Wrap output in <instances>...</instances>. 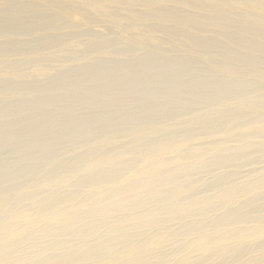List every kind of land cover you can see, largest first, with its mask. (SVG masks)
Instances as JSON below:
<instances>
[{"label": "bare ground", "instance_id": "6f19581e", "mask_svg": "<svg viewBox=\"0 0 264 264\" xmlns=\"http://www.w3.org/2000/svg\"><path fill=\"white\" fill-rule=\"evenodd\" d=\"M227 1L196 0V6L207 8L206 20L214 21L213 23L190 27L186 22H171L162 29L172 32L190 29L192 31L190 40L198 47L223 57L235 55L241 59L245 57L261 62L260 68L246 75L238 71L228 72V75L224 76L228 82L216 86L210 85V88L202 89L201 92H204L202 95H198L196 93L198 87L205 81L204 74L199 75L198 72V80L195 83L185 85L180 82L191 78L188 76L195 72L192 70L193 67L186 72L184 71L186 68L183 66V71H179L180 74L176 71L179 75L166 72L161 74L157 72V69L165 67L166 64L162 65V62L152 66L139 60V62L134 60L135 63L133 61L123 62L120 59L113 60V57L114 59L126 57V53L129 52H139L149 56L170 53V48L162 45L164 42L160 45H152V41L139 38L140 32L149 29L161 30L159 29L160 16L151 11L165 12L168 9L169 12H172L174 9H181L180 4L183 2L181 0H0V46H22L16 52L5 53L12 58L17 56L26 58V60L31 58L40 59L37 61L53 62L54 57H61L60 55L70 50V45L60 47L58 42L61 37L53 34L44 35V33L62 29L60 22L66 21V19L61 10L72 6L93 9L96 13H87L96 17L98 21L96 23L102 25H105L110 16H120L125 21V26L130 27L134 32L130 36L135 47H132L134 50L130 51L120 46L127 34L125 28H120L118 31L108 29L105 35H98L94 32L84 33L82 35L84 37L99 39V41L96 40L97 42H91L90 47L96 48L108 44H116L120 47L107 52L100 48L95 49V51L101 50V52L87 58L86 60L91 62L89 64L81 63L84 60L79 63L77 59L76 61L70 60L69 65H57L52 69L49 67L50 69H47L45 75L50 76L52 73L53 76L46 81L47 83L61 75L73 76L82 73L84 77L97 72H105V70L110 71L114 77L119 71H123L120 69L121 65L130 64L133 73L139 72L140 69L147 72L156 70L157 77L161 79L159 85L162 89L164 91L171 89L176 94V99L167 103L168 105L173 103L172 109L163 107L159 111L153 110L152 112L141 110L142 103L150 102L147 100V95L139 94L140 96L134 102V99L130 98L132 103L127 104L130 108L123 105L125 108L122 110L126 118L125 121L129 122L127 126L119 128L118 131L100 134L101 137L97 139L86 136L90 131L95 130L94 124L97 122H88L81 132L73 131L78 127L71 122L66 123L67 120H64L66 122H63L64 124L61 122L63 125L60 130L62 128L72 130L75 135L73 138L78 140L84 138V142L87 141V145L81 141L83 146H88L86 151L99 154L88 157L80 153L75 158L76 161L71 162L55 174L49 172L51 169L48 166L42 167V169H36V167L29 170H18L11 176L4 177L3 184L8 185L2 186V182H0V186L3 187H0V264H50V261H54V264H215L218 259L224 263L230 256L232 248L249 247L250 241L264 239V173L257 177L258 179L243 180V162H257L264 157V69L262 68L264 65V6L250 5V2L262 1L264 3V0H250L248 9H243V5L241 8L227 9L223 5ZM66 3L71 5H65ZM155 7L158 8L155 9ZM190 13L196 15L199 12L192 10ZM134 14L144 15L150 19L141 23L140 29L135 28L132 26L137 25ZM83 27L81 25L82 30ZM161 39H163L162 36ZM222 40L232 43L235 48L225 45ZM145 41H147L146 44H144ZM106 57L112 60H106ZM44 58L45 60H42ZM173 58L180 67L182 66L180 63H184L185 60L192 61L197 65L193 61L194 58L187 54ZM131 59L133 60V58ZM168 60L165 62L171 64ZM131 67L129 68L131 69ZM211 67L213 68V66ZM203 69L208 70L210 75L220 76L208 68ZM82 74H80L81 82L75 81L69 87H82L87 94L93 96L103 97L105 94L103 91H106L105 87L111 86L114 88L113 90H118L121 87L126 91H135L144 85L143 81L130 83L128 82L130 78L126 81L127 79L119 78V75L112 82V79H106V77L105 79L84 77V81ZM96 75L98 76V74ZM58 80L60 79L58 78ZM178 80L181 84L176 83ZM0 82L4 83L0 85V92L6 93L7 91L23 90L35 93L49 92L55 85L21 83L9 85L7 84L9 81L1 80ZM6 84L9 85L7 90H5ZM97 84L102 85L98 86L103 89L96 90L94 87ZM144 86L148 87V85ZM135 93L133 94L132 91L131 94L135 95ZM153 93L155 92L151 94ZM172 94L174 93L172 92ZM168 95L170 96V93ZM41 97L44 99L45 94L38 95L33 100L31 99L32 101L21 104L9 102L10 100L5 101L4 98L0 99V102L3 104L6 114L7 112H17L18 115L24 112L32 114L39 109L47 113L53 112L60 110L63 106V104L61 106L59 97L43 101H41ZM75 99L73 98V101ZM77 99L79 103L88 101L83 97ZM114 100L112 101L110 97V105H117ZM70 101L72 100L70 99ZM117 101L119 102V100ZM99 102L97 101L96 104ZM86 103L87 105L91 104V101ZM226 104L228 108H225ZM54 113L50 116H53ZM143 113H148V117L145 115L147 123L139 125L137 122L136 124L134 121L139 120V115H143ZM36 114L34 115L36 116ZM97 114L99 115V112ZM132 115L131 119L127 118ZM118 116L116 115L117 118ZM4 117L6 116L0 115V127L4 128L0 133V147L5 141L8 144L15 142L17 146L23 145L25 149L37 146V150L41 144H45L49 148L52 147L54 135L41 133V126L37 122H32L27 117L23 121L29 122L30 128H34L39 133L38 138L28 139V136H25L28 131L22 130L21 126L19 129L25 132V134L22 133V136L25 137L16 139L15 132L12 131V134L10 131L12 124L8 121L9 118L4 120ZM140 118L143 119V117ZM114 119L112 120L114 121ZM142 119L141 121H143ZM43 120L49 122L50 119L43 118ZM12 121L15 122V120ZM25 123L23 124L25 125ZM60 130L53 133L60 132ZM49 131H51L50 128ZM66 137L68 138V136ZM6 142L4 145L7 144ZM80 144L79 146H81ZM14 146L13 143V149L16 147ZM72 147H74L73 144ZM115 147L119 149L113 152L112 148ZM4 149L6 150V148ZM247 152H253L254 156L247 157ZM20 157L17 160L21 161L25 158V156L22 159ZM3 159L7 161L9 158ZM17 160L16 162H18ZM12 161L11 163H13ZM225 167H231L232 170L223 175L218 174L217 170ZM3 168H5L4 162L0 163V170ZM120 169H129L130 171H125L127 173L122 174L119 173ZM251 169H247L245 172L250 173ZM205 173L213 174V176L208 182L201 183L199 177ZM30 175H33L30 183L23 186L12 184L16 180H24ZM75 179L90 189L85 194L82 193V190L81 193L79 190H69L65 194H57V188L61 187L62 189V187L69 186ZM209 188H212L210 190H214L215 193H204ZM202 192L204 194L199 195ZM39 194L46 196L40 200L37 198ZM22 203L26 207L21 205ZM169 220L183 223V227L174 230L166 225ZM251 221L253 225H249ZM101 228H105L104 236L100 237L102 239L99 242L96 241V244H89L88 240L98 236ZM146 230L150 231V234L144 236ZM45 240H49V243L45 244L43 242ZM167 247L170 248L169 251L165 250L166 252H164L163 249ZM253 249H257L259 252L252 262L264 264V255L260 251L264 249V241L253 246ZM189 260H194V262L191 263Z\"/></svg>", "mask_w": 264, "mask_h": 264}, {"label": "rangeland", "instance_id": "374dc122", "mask_svg": "<svg viewBox=\"0 0 264 264\" xmlns=\"http://www.w3.org/2000/svg\"><path fill=\"white\" fill-rule=\"evenodd\" d=\"M77 1H79V0H77ZM181 1H183V2H181V4H180V8L181 9H174V10H172V12H169L168 11V9H167V11H165V12H160V11H158L157 10V12H155V11H151L152 13H155V14H157V15H159L160 16V23H159V29H161V30H154V29H149V30H146V31H141L140 33H141V36L139 37V38H141V39H143V40H147V41H152V45H160L162 42H164V43H162V45L164 46V47H169L170 48V53H160V54H152L151 56H149L148 54H141V53H139V52H129V53H126V57H116V59H114V57H113V60H118V59H120L121 61H123V62H128V61H133V63H135V61H137V62H139V61H145L146 63H148V65H154V64H157V63H160V62H162V65L163 64H166L165 65V67H163L162 69H157V72L158 73H161V74H163V73H170V74H174V75H179L180 73H179V71H183V66H184V68H186V69H184V71H189V69H192L191 67H193V71H195L194 73H192L191 75H189L188 76V78L189 77H191L190 79H188V80H186V81H184V82H182V81H180L182 84H185V85H189L190 83H195V82H197V78H198V75H197V73L199 74V75H201V74H204L206 77H205V81L203 82V83H201L200 85H199V87H198V90H197V94L198 95H202L204 92H201L202 91V89H204V88H210L211 86H216V85H221L222 83H226V82H228V80L224 77V76H227L228 75V72H230V71H234V72H241V73H243V75H246L247 73H249V72H252V71H256L258 68H260V66H261V62H258V61H256L255 59H253V60H250V59H247V58H245V57H243V59H241L240 57H237V56H235V55H231V56H225V57H223V56H220L219 54H217V53H214V52H210V51H208L207 49H204V48H201V47H198V46H196V45H194L193 44V42L190 40V37H191V35H192V31L190 30V29H183V30H181V31H175V32H172V31H168V30H162V29H164V27H166L167 26V24H169V23H171V22H174V23H178V22H180V21H182V22H186V23H188V25L190 26V27H193V26H202V25H206V24H209V23H213L214 21H210V20H206V16H205V14L207 13L206 12V10H207V8L206 7H203V6H196V4H197V2H196V0H181ZM250 0H228L227 1V3H225V4H223L227 9H230V8H241V5H243L242 7H243V9H248V7H250V5H259V6H264V3L262 2V1H253V2H250V5L248 4V2H249ZM184 4V5H183ZM249 6H248V5ZM65 5H71L70 3H66ZM103 6V5H102ZM158 7H155V9H157ZM192 10H196L197 12H199L198 14H196V15H194L193 13H190V11H192ZM62 11V13H63V16L65 17V19H66V21H61L60 23H61V28L62 29H60V30H58V31H56V32H47V33H44V35H48V34H53V35H55V36H58V37H61V40L58 42L59 44H60V47H63L64 45H70V50H68L66 53H64L63 55H60L61 57H54V61L53 62H49V61H37V60H40V59H29V60H26V58H24L23 59V57H17V56H14L13 58H12V56H9V55H5V53H7L8 51H14V52H16V51H18V48H20V47H22V46H0V81L1 80H3V81H9L7 84H9V85H11V84H13V83H21V84H33V85H41V84H43V85H46V86H48V85H50V86H52V85H54L53 87H52V89H50L51 91H49V92H39V93H35V92H31V91H29V90H23V91H7V93L6 92H0V99H5V101H9V102H15V103H26V102H29V101H32L36 96H38V95H44L45 94V97H44V99L46 100V99H50V98H58L59 97V99L61 100V106H62V104H63V106L61 107V109L60 110H57V111H53V112H55L54 114H53V116H50V115H52V111H49L48 113L47 112H45V111H43V110H37V111H35L36 113H41V114H36L35 112H33L34 114H36V116L32 113V114H30L29 112H24V113H20L19 115H18V113L16 112V113H13V112H7V114H6V111H4V106H3V104H1V102H0V115H4V116H6V117H4L3 119L4 120H8V118H9V122L12 124L10 127L12 128V129H10V131H11V133L13 134V132H15L14 133V136L16 137V139H20L21 137L23 138V137H25V136H28L27 138L28 139H36V138H38L39 137V133L38 132H36V130L33 128H30V124H29V122H27V121H25V122H23L24 121V118H29L30 119V121H34V122H37L40 126H41V133H48V134H53L54 135V140H53V144H52V147L51 148H49L47 145H45V144H41V145H39L38 146V148H37V150L40 148V150L39 151H37L36 150V147L37 146H34V148L33 147H31L30 149L28 148V149H25L24 147H23V145H21V146H17L16 145V143L15 142H10L9 144L7 143L6 145H4L5 144V142L2 144V146L0 147V163H5V168H3L2 170H0V182H2L1 183V185L2 186H5V185H8V184H3L4 183V181H3V179H4V177L6 178V177H9V176H11L12 174H14L15 172H18V170H20V171H22L23 169H27V170H29V169H34V168H36V169H38V168H41L42 169V167H48L49 169H51V170H49V172L51 173H59L65 166H67V165H69L71 162H73V161H76V159L75 158H77V156L78 155H80V153H81V155L82 154H84V156H88V157H93V156H96V155H98L99 153L98 152H92V153H90L89 151H86L87 149H88V146H86L87 145V141H85L84 142V138H82V139H80V140H78L77 138H73L75 135L72 133V130H67V129H61L60 130V127L66 122V121H64V120H67V122L66 123H68V122H71L72 124H74L75 126H77L78 128H75L76 130H73V131H81L82 132V130H84L85 129V127H86V124L88 123V122H91V123H96V124H94L95 125V130H93V131H90L88 134H86V136H87V138H89V136L91 137V138H93V139H97V138H99V137H101V135L103 134H106V132L107 133H110V132H114V131H118V130H120L119 128H123V127H126L127 126V124L129 123L128 121H125L126 120V118H125V116L123 115L124 114V112L122 111V110H124V108L125 107H128V108H130V106H128V105H130L132 102V100H133V102L134 101H136L137 99H138V97L140 96L139 94H141V95H144V96H146V97H148V99L147 100H150V102L149 101H147V102H144V103H142L141 104V110L142 111H149V112H152L153 110L154 111H159L161 108H163V107H167V109L169 108V109H172L173 107H171L172 106V104H167L168 103V101H169V103H171L170 101H173L172 99H176V94H175V92L174 91H171V89H169L168 91L166 90V91H164L163 89H162V87H161V85H159L160 84V82H161V79L159 78V77H157V72H156V70L155 71H152V72H147L146 70H142V69H140V71L139 72H134L133 73V71H131V70H133L132 69V67H131V65L129 64V65H121L122 67H120V69H123V71H119L117 74H115L114 75V77H113V74L110 72V71H106L105 70V72L103 71V72H97L96 74H98V76L96 75V74H91L90 76H84V77H86V78H90V77H92V78H90V79H93V78H101V79H105V77H106V79H109L110 78V80H111V82L112 81H115V79L117 78V77H119V78H124L126 81H128L129 80V78H130V80L128 81V82H130V83H132V82H135V83H137L136 81H138V82H144V85H148V87H145L144 85H142L140 88H137V90L135 89V91L134 90H132L133 91V94L135 93V95H133V94H131L132 93V91L130 90V91H126L124 88H119L118 90L117 89H115V90H113L114 88L113 87H105V89H106V91L104 90L103 92H105V94H104V96L103 97H99V96H93V95H89V94H87V92H85L84 90H83V88L82 87H69V85L71 84V83H73V82H75V81H79V82H81V75L80 74H82V73H80V74H78V75H73V76H69L68 74H67V76L65 75V76H63V75H61V76H59L58 78L60 79V80H58V78L57 79H55V80H51V82L50 81H48V83L46 82L51 76H53V74L52 73H50V76H46L45 74L47 73V69L50 67L51 69L53 68V67H56L57 65H69V63H70V60H79V63L81 62V60H84L83 62H81V63H87V64H89V63H91L90 61H87L86 59L87 58H89V57H92L93 55H95V53H99V52H101V50L102 51H114V50H116L118 47H120V46H122V47H125V48H127L129 51L130 50H134V49H132V47H135V45H133V42H132V37L130 36V35H132L134 32H132V30L130 29V27H127V26H125V21H123V18L122 17H120V16H110V18H108L107 19V22L105 23V25H102V24H98V23H96V22H98L97 20H96V17H94L93 15H89L87 12H94V13H96L93 9H89V8H87V7H79V6H77V7H71V8H64L63 10H61ZM134 18L137 20V25H132L133 27H135V28H141L140 27V24L141 23H143V22H145V21H147L148 19H150L149 17H147V16H144V15H138V14H134ZM10 25H11V23H10ZM81 25H83L84 27V31L81 29ZM189 27V28H190ZM120 28H125L126 29V32L125 33H127L125 36H124V39H123V44H121L120 46H118V45H116V44H108V45H102V46H98V47H96V48H94V47H90V44H91V42H93V41H95V42H97L96 40H98L99 41V39H96L95 40V38H93L92 39V37H87V36H82L84 33L86 34V33H96V34H98V35H105V34H107V30L108 29H110V30H116V31H118V29H120ZM38 35V34H37ZM81 35V36H80ZM161 36L163 37V39H161ZM84 38V39H83ZM20 39V38H19ZM18 39V41L20 42L21 40H19ZM26 39H28V38H26ZM87 39V40H86ZM162 40V41H161ZM122 41V40H121ZM147 41H145L144 42V44H146V42ZM223 42H224V44L225 45H229L230 47H233V48H235L234 46H233V44L232 43H229L228 41H226V40H222ZM20 43H22V42H20ZM24 45V44H23ZM60 47H58V48H60ZM103 47V48H102ZM35 48V47H34ZM101 49V50H96L95 51V49ZM53 50V49H52ZM243 53H245L244 51H243ZM183 54H187L188 56H191V57H193L194 58V60L193 61H195V63L198 65H195L194 63H192V61H189V60H185V62L184 63H180L182 66L180 67V65H177L176 64V62L174 61V58L173 57H176V56H181V55H183ZM141 55V56H140ZM145 55H147V56H145ZM6 56V57H5ZM7 56H9V57H11V58H9V57H7ZM27 56V55H26ZM143 56V57H142ZM25 57V56H24ZM85 57V58H84ZM145 57V58H144ZM157 57V58H156ZM131 58H133V60L131 59ZM144 58V59H143ZM165 58V59H164ZM69 59V60H68ZM154 59V60H153ZM169 59V60H168ZM42 60H45V58L44 59H42ZM106 60H112V59H108V57H106ZM135 60V61H134ZM139 60V61H138ZM162 60V61H161ZM166 60H168V62H171V64H168L167 62H165ZM122 62V63H123ZM188 62V63H187ZM214 62H217V63H214ZM78 63V62H77ZM263 63V62H262ZM168 64V65H167ZM174 64H176V65H174ZM189 64V65H188ZM170 65V66H169ZM175 67H174V66ZM192 65V66H191ZM168 66H169V68H168ZM171 66H173V67H171ZM188 66V67H187ZM211 66H213V68L211 67ZM129 67H131V69L129 68ZM171 67V68H170ZM197 67V68H196ZM201 67V68H200ZM49 68V69H50ZM173 68H174V70H173ZM176 68V69H175ZM179 68H181L180 70H179ZM203 68H208L209 70H211L213 73H216L217 75H220V76H213V75H210V73L208 72V70H205V69H203ZM262 68L264 69V65H262ZM178 69V70H177ZM159 70V71H158ZM164 70H168V71H164ZM126 71V72H125ZM133 73V75H131L132 73ZM176 71H178V73L179 74H177V72ZM220 71H222V72H220ZM125 74H124V73ZM128 72H130V73H128ZM104 76H102V75ZM124 74V75H123ZM137 74V75H136ZM142 74V75H141ZM144 74V75H143ZM80 75V76H79ZM119 75V76H118ZM135 75V76H134ZM139 75V76H138ZM148 75V76H147ZM101 76V77H100ZM109 76V77H108ZM113 77V78H111V77ZM116 76V77H115ZM122 76V77H121ZM126 78H125V77ZM130 76H132V77H130ZM134 76V77H133ZM64 77V78H63ZM83 77V74H82V80H84L85 78ZM146 77V78H145ZM63 78V79H62ZM115 78V79H114ZM133 78V79H132ZM137 80H136V79ZM62 79V80H61ZM75 79V80H74ZM79 79V80H78ZM143 79V80H142ZM68 82H67V81ZM74 80V81H73ZM64 81V82H63ZM85 81V80H84ZM53 82V83H52ZM66 82V83H65ZM179 82V80L176 82V83H179V84H181ZM63 83H65V84H63ZM102 83V82H101ZM4 83L2 82H0V85H3ZM6 84V88H5V90H7L8 88L7 87H9V85H7ZM59 86H58V85ZM61 84H63V85H61ZM68 84V85H67ZM154 84V85H153ZM162 84V83H161ZM203 84V85H202ZM102 86V85H100V84H97L94 88H96V90H98V89H100V88H102V87H99V86ZM211 85V86H210ZM67 86V87H66ZM149 86H151L150 88H149ZM60 87H62V88H60ZM143 87V88H142ZM153 87V88H152ZM72 88V89H71ZM108 88H110V89H108ZM145 88V89H144ZM69 89V90H68ZM76 89V90H75ZM103 89V88H102ZM63 90H65V91H63ZM113 90V91H112ZM148 90H150V91H148ZM153 90V91H152ZM112 91V92H111ZM119 93H118V92ZM124 91V92H123ZM138 91V92H137ZM141 91V92H140ZM161 91V92H160ZM245 90L243 89V92H244ZM109 92V93H108ZM123 92V93H122ZM140 92V93H139ZM146 92V93H145ZM152 92H155V93H153V94H151ZM157 92V93H156ZM165 92H168V93H166L165 94ZM172 92L174 93V94H172ZM108 93V94H107ZM124 93H125V95H124ZM128 93V94H127ZM170 93V96L168 95ZM49 94H51V95H49ZM56 94V95H55ZM111 94H112V96H114V94H116L114 97H112L111 96ZM131 94V95H130ZM137 94V95H136ZM72 95V96H71ZM105 95H107L106 97H107V99H109L110 100V97H111V100L113 101L114 99V101L115 102H117V105H110V103H109V100H107L106 98H105ZM126 95H127V97H126ZM130 97H129V96ZM150 95V96H149ZM154 95V96H153ZM155 95H157V96H155ZM75 96V97H74ZM77 96V97H76ZM93 96V97H92ZM118 96V97H117ZM125 96V97H124ZM136 96V97H135ZM61 97V98H60ZM81 97H83V98H85L86 100H88V101H86V102H88V103H90V101H91V104H88L87 105V103L85 102H81V103H79L78 102V99L77 98H81ZM122 97V98H121ZM129 97V98H128ZM169 97H170V99H169ZM43 97H41L40 99H41V101H43L44 99H42ZM66 100H68V101H66ZM73 98H76L74 101H73ZM97 100H96V99ZM132 100H131V99ZM136 98V99H135ZM151 98V99H150ZM153 98V99H152ZM32 99V100H31ZM72 100V101H70L69 102V100ZM106 99V100H105ZM122 99V100H121ZM125 99H127V100H125ZM165 99V100H164ZM166 99H168L167 101H166ZM174 99V100H175ZM15 100V101H14ZM17 100V101H16ZM23 100V101H22ZM64 100V101H63ZM90 100V101H89ZM92 100H93V102H92ZM117 100H119V102H121L119 105H118V101ZM121 100V101H120ZM123 100H125V101H123ZM155 100V101H154ZM159 100V101H158ZM22 101V102H21ZM99 102V103H97L96 104V102ZM108 101V102H107ZM156 101H158V102H156ZM165 101V102H164ZM67 102V103H66ZM75 102V103H74ZM95 102V103H94ZM105 102V103H104ZM129 102H131V103H129ZM156 103V104H153V103ZM162 104H161V103ZM66 103V104H65ZM71 103H73V104H75V105H73V104H71ZM107 103H109V104H107ZM125 103V104H124ZM150 103V104H149ZM38 104V103H37ZM36 104V105H37ZM65 104V105H64ZM67 104H69V105H67ZM83 104H84V106H83ZM101 104H103V105H101ZM128 104V105H127ZM156 105L155 107L153 106V105ZM161 104V105H160ZM38 105H40V106H43L44 107V105H42V104H38ZM71 105H72V107H73V109H72V107H71ZM91 105V106H90ZM101 105V106H100ZM106 105V106H105ZM123 105H125V107L123 106ZM147 105V106H146ZM99 106H100V108H102V109H100L99 108ZM102 106H105V107H102ZM116 106V107H115ZM123 106V107H122ZM152 106V107H151ZM86 107V108H85ZM90 107V108H89ZM97 107V108H96ZM110 107V108H109ZM122 108V109H119V108ZM146 107H148V108H146ZM157 107H160V108H157ZM77 110H76V109ZM84 108V109H83ZM93 108H94V110H93ZM96 108V109H95ZM114 110H113V109ZM115 108H117V109H119V110H116ZM149 108H150V110H149ZM155 108V109H154ZM225 108H228V105L226 104V106H225ZM63 109V110H62ZM86 109V110H85ZM111 109V110H110ZM127 109V108H126ZM158 109V110H157ZM166 109V108H165ZM230 109V108H229ZM89 110V111H88ZM98 110V111H97ZM108 110V111H107ZM114 112H113V111ZM141 110H139V111H141ZM3 111H4V113H3ZM42 111V112H41ZM88 111V112H87ZM106 111V112H105ZM118 111V112H117ZM121 111V112H120ZM2 112V113H1ZM44 112V113H43ZM87 114H86V113ZM99 112V115L97 114ZM111 114V117H110V114ZM116 112H117V114H116ZM43 113V114H42ZM51 113V114H50ZM85 113V114H84ZM96 113V114H95ZM109 114L108 116H107V114ZM113 113V114H112ZM120 113V115L118 116V114ZM122 113V114H121ZM14 114V115H13ZM27 114H29V115H31V116H27ZM95 114V115H94ZM9 115H10V117H11V119H12V117H13V119L12 120H15V122L14 121H12L11 119H10V117H9ZM16 115H17V117H16ZM25 115V116H24ZM39 117H38V116ZM42 115V116H41ZM46 115V116H45ZM48 115V116H47ZM63 115V116H62ZM106 115V116H105ZM115 115V116H114ZM116 115L118 116V118L116 117ZM122 115V116H121ZM134 115V114H133ZM133 115L132 116H130V117H127V118H129V119H131L132 117H133ZM145 115H147V117H148V113H143V115H139L140 117H143V119L142 118H140L139 116V120H137V121H134L136 124H137V122H139V125H145L147 122L145 121L146 120V116ZM20 116V117H19ZM23 116V117H22ZM93 118H92V117ZM97 116V117H96ZM38 117V118H37ZM42 117V118H41ZM58 117H62L61 119L60 118H58ZM88 117H90V118H88ZM98 117H99V119H98ZM100 117H102L101 119H100ZM109 117V118H108ZM123 117L124 119H121V118ZM146 117V118H145ZM41 119V121H39L40 119ZM43 118H48V119H50L49 120V122H47V121H44L43 120ZM58 118V119H57ZM108 118V120H106L105 121V119H107ZM113 118H115L114 119V121L112 120ZM117 118V119H116ZM17 119V120H16ZM23 119V120H22ZM61 121H60V120ZM89 119V120H88ZM119 119V121H117ZM141 119L143 120V121H141ZM21 120V121H20ZM68 120H70V121H68ZM75 120V121H74ZM90 120H92V121H90ZM120 121H122V122H120ZM12 122H14V123H12ZM18 122V123H17ZM41 122V123H40ZM43 122H45V123H43ZM47 122V123H46ZM63 124H62V123ZM126 122V123H125ZM141 122H143V123H141ZM17 123V124H16ZM23 123H25V125L23 126L22 124ZM61 123V124H60ZM49 124H51V125H49ZM55 124H57V125H55ZM90 124V123H89ZM17 125H19V126H17ZM81 125V126H80ZM97 125H99V126H97ZM101 125V126H100ZM110 125V126H109ZM21 126H22V128H21ZM47 126V127H46ZM15 127V128H14ZM25 127H27V128H25ZM28 127H29V130H28ZM99 127H101V128H99ZM109 127V128H108ZM113 127V128H112ZM115 127H117V128H115ZM19 128H21L22 130H26L25 132H27V135L25 134V132H23L21 129H19ZM25 128V129H24ZM49 128H50V130L51 131H49ZM106 128V129H105ZM0 133H1V131H3V129L4 128H2V127H0ZM16 129H17V131H16ZM44 129V130H43ZM48 129V130H47ZM53 129V130H52ZM60 130V132L58 131V132H56V133H53L54 131H56V130ZM77 129H79V130H77ZM117 129V130H116ZM19 130V131H18ZM97 130H98V133H97ZM101 130H102V132H101ZM105 130V131H104ZM107 130H110V131H107ZM113 130V131H112ZM13 131V132H12ZM22 131V132H21ZM46 131V132H45ZM96 131V132H95ZM100 131V132H99ZM33 132V133H32ZM51 132V133H50ZM65 132H67V133H65ZM71 132V133H70ZM20 133V134H19ZM22 133H24L25 134V136H22L23 134ZM31 133V134H30ZM60 133V134H59ZM62 133V134H61ZM95 135H93V134ZM19 134V135H18ZM30 134V135H29ZM35 136H34V135ZM90 134V135H89ZM101 134V135H100ZM21 135V136H20ZM32 135V136H31ZM38 135V136H37ZM52 135V136H53ZM30 136V137H29ZM66 136H68V138L66 137ZM85 136V137H86ZM97 136V137H96ZM32 137V138H31ZM65 137V138H64ZM67 138V139H66ZM64 139H66V140H64ZM70 139V141H67V140H69ZM84 139V140H83ZM74 140V141H73ZM87 140V139H86ZM76 141H77V143H76ZM84 143V144H86L85 146H83L84 144L82 143V142ZM73 142V143H72ZM80 142H81V144H80ZM12 143V144H11ZM13 143L15 144V146L17 147V149H16V147L13 149ZM71 144V145H70ZM72 144H73V146L75 147H72ZM79 144L83 147H81V146H79ZM83 144V145H82ZM11 145V147H9ZM5 146H7V147H5ZM47 146V147H46ZM61 146V147H60ZM77 146V147H76ZM3 148V149H2ZM4 148H6V150L4 149ZM10 148V149H9ZM12 148V149H11ZM44 148H45V150H44ZM52 148H54V149H52ZM81 148H82V150H81ZM115 148H117V147H115ZM113 149L112 148V151L113 152H115V151H118V149L119 148H117V149ZM31 149H35L34 151L33 150H31ZM43 149V150H42ZM75 151H74V150ZM5 150V151H4ZM10 150V151H9ZM15 150H19V151H16L15 152ZM21 150H24V151H26V152H24V151H21ZM50 152H52V151H54L53 153H50ZM62 150V151H61ZM78 150H79V152H78ZM7 151H9V152H7ZM33 151V152H32ZM44 151V152H43ZM66 151V152H65ZM71 151V152H70ZM10 152H11V154H10ZM18 152H20L19 154H18ZM42 152V153H41ZM74 152V153H73ZM18 155V157H17V155ZM25 153V154H24ZM39 153H41V154H39ZM48 153V154H47ZM55 153V154H54ZM62 153V154H61ZM7 154H8V156H7ZM13 154V155H12ZM27 154V155H26ZM46 154V155H45ZM52 154V155H51ZM71 154V155H70ZM75 156H74V155ZM88 154V155H87ZM250 154V155H249ZM253 154V152H247V157H249V158H251L252 156H254V154ZM38 155V156H37ZM48 155H50V156H53V157H50V156H48ZM92 155V156H91ZM14 156V157H13ZM21 156V157H20ZM24 156H25V158H24ZM29 156V157H28ZM33 156V157H32ZM44 158H43V157ZM46 156H48V157H46ZM57 156V157H56ZM64 156V157H63ZM67 156H68V158H67ZM72 156H73V158H72ZM7 157L9 158V159H11V160H9V159H7ZM19 157H20V159H22V158H24L23 160H17V158L19 159ZM42 157V158H41ZM55 157V158H54ZM3 158H6L7 159V161L5 160V159H3ZM15 158V159H14ZM34 158V159H33ZM29 159V160H28ZM37 159V160H36ZM41 159V160H40ZM45 159V160H44ZM48 159V160H47ZM54 161H53V160ZM57 159V160H56ZM58 159H62L61 161H59ZM73 159V160H72ZM264 157H262L260 160H258L257 162L256 161H247V162H243V180H245V179H258L257 177H259L262 173H264ZM12 160H14L15 162H16V160L18 161V162H13ZM70 160H72V161H70ZM263 162H262V161ZM8 161H10V162H8ZM11 161L13 162V163H11ZM39 163V165H38V163ZM42 161V162H41ZM44 161V162H43ZM46 161H47V163H46ZM50 161H52V162H50ZM64 161V162H63ZM30 162V163H29ZM32 162V163H31ZM49 162V163H48ZM57 162H59V163H57ZM262 163V164H259V163ZM8 163V164H7ZM11 163V164H10ZM20 163V164H19ZM44 163H46L47 164V166H45L44 165ZM66 165H65V164ZM258 163V164H257ZM34 164V165H33ZM36 164H37V166H36ZM59 164V165H58ZM24 165V166H23ZM32 165V166H31ZM44 165V166H43ZM64 165V166H63ZM247 165V166H246ZM257 165V166H256ZM7 166V167H6ZM34 166V167H33ZM255 166V167H254ZM14 168V170H13V168ZM249 167V168H248ZM260 168V170H258L259 168ZM54 168V169H53ZM252 168V169H251ZM255 168V169H254ZM263 168V169H262ZM5 169H6V172H5ZM11 169V170H10ZM17 169V170H16ZM224 169V170H223ZM247 169H251L252 170V172H250V173H246L245 172V170H247ZM262 169V170H261ZM26 170V171H27ZM54 170V171H53ZM121 170V169H120ZM129 169H122L121 171H119V173H127V172H125V171H128ZM232 170V168L231 167H225V168H222V169H219V170H217L218 171V174H220V175H223V174H225V172L227 173H229V171H231ZM56 171H58V172H56ZM115 171V170H114ZM118 171V170H117ZM130 171V170H129ZM217 171H215L216 173H217ZM256 171V172H255ZM3 172V173H2ZM215 172L213 173L214 175H215ZM209 174L211 173V172H208ZM208 173H205V174H203L202 176H200L199 177V179H200V181H201V183L203 182V183H205V182H208L209 181V179L211 178V176H213V174L212 175H209ZM255 173V174H254ZM9 174V175H8ZM250 174H251V176H250ZM257 174V175H256ZM4 175V176H3ZM6 175V176H5ZM32 176L33 175H30L29 177H27V178H24V180L22 179L21 181L20 180H16L15 182H13L12 184L13 185H24V184H28V183H30L31 182V179H32ZM28 178H30V179H28ZM203 178V179H202ZM99 179H101V178H99ZM207 180V181H206ZM25 181V182H24ZM77 182V183H76ZM79 184H81V185H79ZM73 185V186H72ZM79 185V186H78ZM2 186H0V187H2ZM77 186V188H75ZM3 188V187H2ZM66 189V190H65ZM90 189V187H88V186H85V185H82V183H79L76 179H75V181L73 180L72 181V183H71V185H69V186H65V187H62V189H61V187L60 188H57V194H59V195H61V194H65V193H67L69 190H79L80 191V193H81V190H82V193H86L88 190ZM210 189H212V188H209V189H206L205 191H204V193H206V194H214L215 193V191L214 190H210ZM85 190V191H84ZM203 192L201 193V194H199V195H203L204 194ZM83 194V195H84ZM82 195V196H83ZM45 196L46 195H41V194H39V196L37 197L38 199H40V200H43L44 198H45ZM44 197V198H43ZM75 201V200H74ZM77 201V200H76ZM24 203H22L21 205H23ZM23 206H25L26 207V205H23ZM9 216V215H8ZM172 221V220H171ZM170 220L166 223V225H168L169 227H171L172 229H174V230H179V229H181L182 227H183V223H176V222H171ZM176 223V224H175ZM251 224H249V225H253L252 223V221L250 222ZM171 224H172V226H171ZM182 224V225H181ZM179 225V226H178ZM179 228V229H178ZM102 229V230H101ZM101 229H99V235L98 236H94V237H92L90 240H88L89 242V244H96L97 242H99L102 238H100L101 236L103 237L104 236V229L105 228H101ZM148 234H150V231H144V236H146V235H148ZM96 238V239H95ZM98 238V239H97ZM93 240V241H92ZM46 241V242H45ZM45 241H43L45 244H47V243H49V240L47 241V240H45ZM97 241V242H96ZM264 241V239L263 238H259V239H255V240H252V241H250V246L249 247H243V248H239V247H234V248H232V251H231V254H230V256L226 259V261L224 262V263H221V259H218L217 261L218 262H216L215 264H254L253 262H252V260H253V258L256 256V254H258V252L259 251H257V249H253V246H255L256 244H259V243H261V242H263ZM169 247H167V248H165V249H163V251L164 252H166L167 250L169 251ZM166 250V251H165ZM260 251H262V253L261 254H263L264 255V249L263 250H260ZM189 261H191V263L192 262H194V260H189ZM53 262V263H52ZM50 264H54V261H50L49 262ZM161 264H163V263H161Z\"/></svg>", "mask_w": 264, "mask_h": 264}]
</instances>
